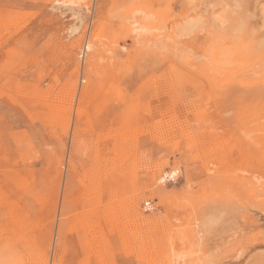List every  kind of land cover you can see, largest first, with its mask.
<instances>
[{"label":"rangeland","instance_id":"rangeland-1","mask_svg":"<svg viewBox=\"0 0 264 264\" xmlns=\"http://www.w3.org/2000/svg\"><path fill=\"white\" fill-rule=\"evenodd\" d=\"M0 264H264V0H0Z\"/></svg>","mask_w":264,"mask_h":264},{"label":"bare ground","instance_id":"bare-ground-1","mask_svg":"<svg viewBox=\"0 0 264 264\" xmlns=\"http://www.w3.org/2000/svg\"><path fill=\"white\" fill-rule=\"evenodd\" d=\"M143 29V28H142ZM142 29H140V30H142ZM192 34V33H191ZM228 48V47H227ZM90 49V48H89ZM88 49V50H89ZM188 135V134H187ZM174 175H175V173L173 172L172 174H171V177H174Z\"/></svg>","mask_w":264,"mask_h":264}]
</instances>
